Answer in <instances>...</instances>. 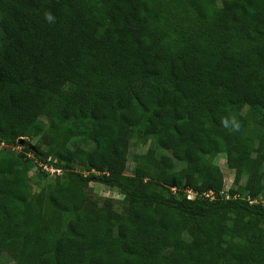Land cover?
<instances>
[{
  "label": "trees",
  "instance_id": "1",
  "mask_svg": "<svg viewBox=\"0 0 264 264\" xmlns=\"http://www.w3.org/2000/svg\"><path fill=\"white\" fill-rule=\"evenodd\" d=\"M35 137L64 174L32 194ZM0 143L13 264H264V0H0Z\"/></svg>",
  "mask_w": 264,
  "mask_h": 264
},
{
  "label": "rangeland",
  "instance_id": "2",
  "mask_svg": "<svg viewBox=\"0 0 264 264\" xmlns=\"http://www.w3.org/2000/svg\"><path fill=\"white\" fill-rule=\"evenodd\" d=\"M30 143V147L32 148L30 150V153H28L27 156V161L28 162H33L35 161L34 157L37 155V151L33 149V147L37 144H39L38 137H35L33 139L28 140ZM15 152H20V150L14 149ZM158 149L154 145L153 141H149L146 144L141 143L139 140L133 139L131 140L129 144V150H128V160H127V165H126V175H132L133 170L135 168V161H134V156H141V155H150L154 154ZM29 159V160H28ZM213 164L220 169L223 175V188L225 191L229 190H234V189H244L247 181V176L242 175L240 179L238 180L237 184L235 183V169H232L228 166L227 163V158L226 155L221 153L218 154L214 159H213ZM183 162H176L174 169L176 171L180 170L181 168L184 167ZM264 170V164L262 166ZM76 170L79 173H83L82 170L79 168H76ZM30 177V190L32 194L38 193V191L41 188L46 187L47 185L51 184L53 182V179L48 178L41 174L39 170H37L36 167H31L29 169L28 173ZM62 177V176H61ZM147 186L148 188L151 187V181L147 180ZM86 193L89 198L92 200L96 201L99 205L102 204L104 199H112V208L118 213H121L124 208V203L122 201L123 195L122 193L117 190V189H112L103 185H100L99 183H93L91 182L88 185V188L86 190ZM185 193L187 194H192V192L188 189L185 190ZM246 195V193H245ZM247 196V195H246ZM255 200H263L262 196H256L254 198ZM0 264H13V261L6 257L5 255L0 257Z\"/></svg>",
  "mask_w": 264,
  "mask_h": 264
},
{
  "label": "built area",
  "instance_id": "3",
  "mask_svg": "<svg viewBox=\"0 0 264 264\" xmlns=\"http://www.w3.org/2000/svg\"><path fill=\"white\" fill-rule=\"evenodd\" d=\"M6 145L4 143H0V152L2 151L3 148H5ZM19 149L20 147H15L14 149ZM56 163V160L52 159L51 157H48L46 159L45 162H38L37 160H35V164L37 165V167L39 169H41L44 173H46L48 175V178H55V177H61L64 174V170L57 168L56 166H54V164ZM174 190V189H173ZM228 191H225V189H223V191L220 193V195L225 196L228 199ZM201 196H203L206 199L209 200H214L215 199V193L212 191H208V192H204ZM235 198H237L238 196L235 195ZM187 198L189 199H193L194 198V194H187ZM249 201V203H264L263 200H251L250 196L247 195V197L245 198Z\"/></svg>",
  "mask_w": 264,
  "mask_h": 264
},
{
  "label": "water",
  "instance_id": "4",
  "mask_svg": "<svg viewBox=\"0 0 264 264\" xmlns=\"http://www.w3.org/2000/svg\"><path fill=\"white\" fill-rule=\"evenodd\" d=\"M21 141H23V140H21ZM21 143V142H20Z\"/></svg>",
  "mask_w": 264,
  "mask_h": 264
}]
</instances>
